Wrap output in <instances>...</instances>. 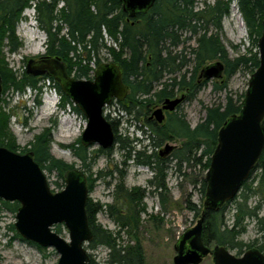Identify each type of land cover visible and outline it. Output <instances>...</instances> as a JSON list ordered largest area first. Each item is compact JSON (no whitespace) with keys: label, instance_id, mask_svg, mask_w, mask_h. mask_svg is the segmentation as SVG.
<instances>
[{"label":"trees","instance_id":"16d2710c","mask_svg":"<svg viewBox=\"0 0 264 264\" xmlns=\"http://www.w3.org/2000/svg\"><path fill=\"white\" fill-rule=\"evenodd\" d=\"M234 2L245 21L251 49L231 58L222 43L221 34L224 30L223 20L230 15ZM196 3L197 0H157L147 12L130 17L123 10L120 0H0V74L3 79V94L10 89L20 94L27 90L34 91L36 95L43 93L42 77L30 75L26 71L19 75L1 58L4 46L7 45L12 53L22 46L17 27L23 19L24 9L32 4L35 10L34 19L47 34L45 54L64 60L70 76L74 75L76 79H93L89 66L81 62L72 74L76 62L72 61L71 54L79 56V46L88 54V60L92 54L99 57L100 51L106 48L110 54L107 61L119 63L123 69V80L129 93L117 105L126 115L142 120L143 123L138 128L143 130L154 151L147 153V145L137 150L133 141L119 136L120 118L111 119L107 116V119L111 121L116 135L115 144H119L122 150L127 149L125 156H132L137 165H146L153 169L154 176L148 180L150 190L127 187V172L118 168V165L115 170L100 171L93 178L92 168L97 157L100 154L109 157L113 147H100L92 155L89 147L83 146L80 140L77 144L63 145L79 159V169L86 173L90 191L97 178L112 177L114 172L119 174L111 204L103 208L101 203L88 198L86 205L90 227L94 233V239L86 248L107 247L110 264H145L144 250L138 235L142 226V215L146 211L145 199L150 193H156L165 207L168 202L167 171L171 165L178 172L182 171L184 164L200 166V191L202 197H206L203 172L210 166L211 156L218 143V132L230 117L240 113L245 96V92L231 94L228 81L243 69L251 76L260 64L258 40L263 31L264 0H215L214 3H205L201 8ZM64 29L65 33H62ZM104 29L112 40L111 45L104 39ZM187 33L190 35L184 36ZM192 38H195L196 46L189 47L190 51L186 52L188 47L185 43ZM181 46L183 48L180 51L176 50ZM217 60L222 61L225 68L223 77L214 79L213 89L226 92L224 101L206 106L205 116L195 126H191L183 113L176 111L180 106L168 114L165 122L151 123L149 117L153 109L166 99H174L179 95L184 96L183 102L196 99L200 89L210 82L200 77L202 68L207 62ZM99 61L101 63L100 58ZM191 64L193 66L189 68ZM45 78L50 80V85L59 93L61 108H65L67 104L73 105L52 75ZM37 102L40 103L38 99ZM73 108L81 113L76 105ZM10 112L7 115L0 114V146L20 152L21 147L9 126L10 117L14 115L12 110ZM144 126L148 127L149 133H146ZM172 139H179L181 146H176L168 158L161 159L157 149ZM140 140H136L135 144ZM143 140L145 139L141 141ZM53 141L51 129H46L35 137L31 148L26 151L21 149V152L33 151L34 158L42 169L55 171L63 180L64 187V173L74 169L75 164L51 153ZM252 198H256L254 203ZM230 203L235 205L231 226L226 224L225 217L226 207ZM20 206L18 201L10 202L0 198V216L4 211L16 214ZM186 206L196 217H201L204 211V204L201 209L191 198L187 199ZM101 211H105L113 219L119 228L117 232L105 229L97 222V214ZM249 221L257 224L260 237L246 243L239 237L246 231ZM10 228L17 231L14 224ZM122 232L130 238V243H121ZM15 237L24 240L18 232ZM204 241L206 244L236 250L238 256L252 248L264 253V151L237 196L219 210H205ZM89 255L90 264H95L92 254Z\"/></svg>","mask_w":264,"mask_h":264},{"label":"water","instance_id":"95a60500","mask_svg":"<svg viewBox=\"0 0 264 264\" xmlns=\"http://www.w3.org/2000/svg\"><path fill=\"white\" fill-rule=\"evenodd\" d=\"M130 17L147 12L157 0H120ZM260 64L250 76L239 114L230 117L218 132V143L205 174L206 197L204 211L195 226L185 230L174 245V264H200L212 255L214 264H264L259 249L246 250L238 256L225 246L213 248L204 241L205 210H219L234 199L264 151V20L258 40ZM224 63L220 60L206 65L200 77L212 80L223 77ZM26 72L33 76L52 75L62 92L87 118L81 136L83 146L98 144L103 149L115 145L116 135L104 108L114 99L123 100L128 86L123 80L119 63H101L93 79H76L68 74L67 63L60 57L31 58ZM3 79L0 74V98ZM184 96L166 99L153 116L158 122L165 110L174 111ZM176 145L166 144L160 155L170 154ZM33 151L16 152L0 146V198L18 201L21 206L14 223L17 232L40 247H53L60 255L58 264H90L86 245L94 239L86 205L90 195L87 175L79 168L64 173L65 186L53 191L45 171L34 158ZM64 224L69 240L54 230Z\"/></svg>","mask_w":264,"mask_h":264},{"label":"rangeland","instance_id":"374dc122","mask_svg":"<svg viewBox=\"0 0 264 264\" xmlns=\"http://www.w3.org/2000/svg\"><path fill=\"white\" fill-rule=\"evenodd\" d=\"M214 2L215 0H197L196 6L201 8L205 3ZM61 7L60 5L59 8ZM22 15L24 20L22 19L17 27V35L22 42V46L14 53L8 50L7 45L4 46L1 57L3 62L7 63L8 67L19 75L26 71L25 68L29 59L39 58L46 53L47 49V34L33 19V4L24 9ZM223 25L224 30L221 34V40L229 57L234 58L240 53H246L249 48L251 49L247 27L236 2L231 5V13L224 18ZM62 33H65V29ZM189 35V33L184 34V36ZM185 46L188 47L186 52H189L191 47L196 46L195 38L187 40ZM235 46L239 48L236 49ZM182 48L183 46L176 50L180 51ZM87 56L88 54L83 50L79 56L75 57L74 54H71L72 61L76 62L72 74L75 73L79 62L84 64V57ZM103 57L104 53L101 50L98 59L100 58L101 60ZM214 62H207V65ZM192 66L191 64L189 68H192ZM249 78L250 76L245 69L238 71L228 81L229 92L231 94L245 92ZM213 81L214 79L210 80L207 85L200 89L196 99L182 102L180 109L176 110L185 115V119L191 126L197 125L202 120L205 116L206 106L214 105L225 99L226 92L215 91L213 89ZM50 83L49 79L42 77L43 93L41 95H36L31 90H27L24 94L15 93L11 89L4 94L2 93L0 114H11V110L14 112V115L10 117L9 126L21 149L26 151L31 148L35 137L50 128L54 139L51 145V153L57 158L75 164L76 168H80L79 159L70 149L63 145L77 144L79 140L81 141L87 118L82 112L78 113L74 110V103H72L73 105L67 104L65 108H61L59 104L60 95ZM37 99L40 101L39 104ZM161 106V104L158 105V107ZM107 113H110L114 119L120 118L121 123L118 127L120 137L133 141L137 150L147 145V153L154 151L153 146L149 145L150 141L145 137V134L139 131L140 128L138 127L143 123L142 120H135L133 116L126 115L121 108L119 110L116 104L111 108V112L107 111ZM132 119L135 120V123L133 122L134 128L127 126ZM143 128L146 129V133H149L145 126ZM141 137L145 140L141 141ZM139 139H141L139 143L135 144V141ZM169 143L177 147L181 146L179 139H172ZM99 148L98 144L92 145L89 147V152L95 155ZM21 149H19L20 152ZM126 152L127 149L122 150L119 144H115L109 157L100 154L92 168L93 178L97 177L100 171L115 170L116 165H118V168H122L127 172L125 178L127 187H143L149 191L148 180L154 176L153 169L150 166L137 165L133 161L132 156L128 158L125 156ZM173 163L174 160L172 161ZM182 168V171L178 172L171 165L167 171L166 183L168 192L166 196L168 202L165 207L162 206L156 193H150L145 199L146 211L142 215V226L138 232L144 250L145 264H174L173 258L176 255L174 250L175 243L180 235L185 230L195 226L200 218V216L196 217L194 212L187 208L186 201L191 198L198 207L203 208L205 196L202 197L200 191L202 168L193 164H184ZM45 173L52 190L59 191L63 188V180L58 177L55 171L49 172L45 170ZM205 174L206 172H203V176ZM118 175L117 172H114L112 177L97 178L93 189L90 191L89 199L93 202L101 203L103 208L111 204ZM108 181L111 183L108 184ZM255 199L252 198V203H254ZM234 209L235 205L230 203L225 210L226 224L229 226L233 222ZM0 217V264H58L60 255L53 247H41L40 249L36 243L15 237L17 231H12L10 228L16 221L15 213L4 211ZM97 222L112 232H117L119 229L105 211L97 214ZM54 230L69 240V233L64 224L55 225ZM258 237H260V233L258 232L257 224L254 221H249L246 231L240 235L239 239L250 243ZM120 239L124 245L131 241L127 234L123 232ZM88 251L95 259V264H110L108 263L109 249L107 247L99 246L95 249L90 248ZM230 251L234 254L237 253L236 250L230 249ZM200 264H214L212 255L204 258Z\"/></svg>","mask_w":264,"mask_h":264},{"label":"flooded vegetation","instance_id":"af4514ba","mask_svg":"<svg viewBox=\"0 0 264 264\" xmlns=\"http://www.w3.org/2000/svg\"><path fill=\"white\" fill-rule=\"evenodd\" d=\"M42 57H48L45 53L43 54V55H41L39 58H37V59H40V58H42ZM45 76H47V75H44V76H40V77H45ZM72 77H74V75H72ZM125 83V82H124ZM126 85V84H125ZM128 93H129V89H128ZM128 93H127V95H128ZM127 98V96L123 99V100H125ZM177 98V97H176ZM175 99V98H174ZM123 100H116V99H114L108 106H106L105 108H104V114L106 115V117L107 116H109L111 119H113L112 117H111V115H110V113H107V111L108 112H111V108L112 107H114V105L116 104L117 105V102L118 101H123ZM182 103V102H181ZM180 103V104H181ZM180 104L178 105V106H180ZM160 105V104H159ZM161 105H163V103H161ZM177 106V107H178ZM156 107H158V105L156 106ZM155 107V108H156ZM177 107H176V109H177ZM153 109V112L151 113V115H150V117H149V120L151 121V123H158V124H161V123H163V122H165L166 120H167V116H168V114L169 113H172L173 111H168V110H165L164 111V113H165V118H164V120L162 121V122H158L157 120H156V118L153 116V113H154V111L157 109ZM175 109V110H176ZM174 110V111H175ZM134 118V117H133ZM135 120L134 119H132L131 121H129L130 123H128V127L130 126V127H132V128H134L135 126H134V124H133V122H134ZM120 123H121V120H120ZM135 123V122H134ZM136 125V124H135ZM119 126H120V124H119ZM146 128H148L147 126H145ZM139 131H141V132H143V130L142 129H140ZM145 137H146V135H145ZM142 138V137H141ZM143 139V138H142ZM144 141V140H143ZM170 141H167L161 148H159L158 149V156L161 158V159H165V158H168V156H170V154H168V155H165V156H161L160 155V150L166 145V144H168ZM210 246H211V248H213L214 246H212V244H209Z\"/></svg>","mask_w":264,"mask_h":264},{"label":"built area","instance_id":"2783aa9c","mask_svg":"<svg viewBox=\"0 0 264 264\" xmlns=\"http://www.w3.org/2000/svg\"><path fill=\"white\" fill-rule=\"evenodd\" d=\"M34 13H35V11H34ZM103 34H104L106 42L109 45H111L112 40H111L110 36L108 35L106 29H104ZM79 51L82 52L81 46H79ZM103 53H104V57L101 59V63L107 62V58H110V54H109L108 50H106V48L103 50ZM86 58L87 57H84V64L89 66L91 76L93 77L96 69L98 68V65L100 64V61H99L98 57H96L94 54H92V57L89 60Z\"/></svg>","mask_w":264,"mask_h":264},{"label":"bare ground","instance_id":"6f19581e","mask_svg":"<svg viewBox=\"0 0 264 264\" xmlns=\"http://www.w3.org/2000/svg\"><path fill=\"white\" fill-rule=\"evenodd\" d=\"M34 4V3H33ZM62 4H64V3H62ZM35 6V5H34ZM34 9V8H33ZM35 11V10H34ZM25 19H27V18H25ZM34 19V18H33ZM23 20H24V18H23ZM34 21V20H33ZM105 39V38H104ZM105 41V40H104ZM104 49V48H103ZM86 55V54H85ZM82 56V55H81ZM88 59V58H87Z\"/></svg>","mask_w":264,"mask_h":264}]
</instances>
